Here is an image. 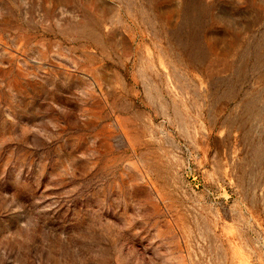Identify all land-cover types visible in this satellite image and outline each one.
Instances as JSON below:
<instances>
[{
  "label": "rangeland",
  "instance_id": "rangeland-1",
  "mask_svg": "<svg viewBox=\"0 0 264 264\" xmlns=\"http://www.w3.org/2000/svg\"><path fill=\"white\" fill-rule=\"evenodd\" d=\"M0 264H264V0H0Z\"/></svg>",
  "mask_w": 264,
  "mask_h": 264
}]
</instances>
